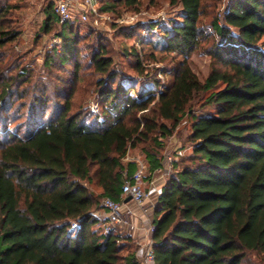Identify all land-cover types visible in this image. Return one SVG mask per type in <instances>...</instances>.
<instances>
[{
	"label": "trees",
	"instance_id": "trees-1",
	"mask_svg": "<svg viewBox=\"0 0 264 264\" xmlns=\"http://www.w3.org/2000/svg\"><path fill=\"white\" fill-rule=\"evenodd\" d=\"M206 1L168 0L175 18L131 25L156 33L155 45L165 50L208 55L203 79L184 61L170 84L161 83L144 73L143 55L134 49L139 77L154 86L134 94L100 46L90 60L103 75L96 112L72 111L73 86L51 108L41 82L31 116L15 129L8 125L13 104L30 76L24 67L5 73L3 50L19 33L7 17L13 6H0V264H140L130 236L103 232L100 198L121 201V186L136 167L124 162L127 150L154 134L169 136L185 114L193 119L190 152L176 157L157 197L154 264H251L250 254L264 263V0H226L207 26ZM120 4L138 8L141 0H115L108 8ZM45 14V31L60 24L58 60L73 62L77 81L73 17L58 22L55 0ZM208 91L200 106L209 109L194 115L193 103ZM157 145L145 152L148 176L161 159Z\"/></svg>",
	"mask_w": 264,
	"mask_h": 264
},
{
	"label": "rangeland",
	"instance_id": "rangeland-1",
	"mask_svg": "<svg viewBox=\"0 0 264 264\" xmlns=\"http://www.w3.org/2000/svg\"><path fill=\"white\" fill-rule=\"evenodd\" d=\"M114 1L95 0L97 14H89L88 20L85 21H81L78 14L74 13L71 21H73L74 37L79 51V78L74 81L73 62L61 65L58 60V53L63 50L64 43L58 36L60 24H52L48 31L43 28L46 17L45 7L48 4L53 6L54 0H0V6H13L7 17L10 26L19 33L15 41L3 50L2 61L6 66L5 73L15 74L24 67L30 76V82L23 85L24 96L16 99L13 104L14 111L11 117L14 120L12 124L8 123L11 129L21 128L25 125L26 119L31 116L34 109L30 106V102L37 95L35 87L41 82L47 84L48 105L51 108L56 102H60L59 92H63L64 87L73 86L72 111L96 112L98 109L96 81L103 75L94 69L90 60L92 54L98 51L100 46L107 55L112 57L113 68L118 73L116 78L118 79L119 75L126 77L123 80L124 84L132 86L131 93L134 94L141 89L154 88L149 79L139 77L135 67V57L132 55L134 49L143 55V63L147 66L144 73H148L153 78L157 77L161 83L170 84L174 70L184 61L189 64L198 78L203 79L207 75L210 57L204 52L195 51L185 55L165 50L160 45H155L156 33H148L146 29L140 27H131L137 20L175 18L176 9L168 4V0H141L138 8L124 7L121 4L115 8H108ZM225 2L226 0H220L215 4L214 1L207 0L202 23L209 25L213 14L221 10ZM63 35L67 36L65 30ZM261 47L264 48V37L261 39ZM48 59L52 63H47ZM158 89H161V86ZM209 92L201 94V99L193 103L194 115L204 109H209V107L201 108L200 106ZM192 120V116L185 114L169 136L162 138L154 134L153 139L142 142L135 148H129L124 162L134 161L136 163L138 160H143L147 165L145 152L157 149V144L163 147L162 155L167 149L175 156L181 155L178 151L189 154L188 135ZM149 178L147 170L145 180ZM90 188L95 193L101 192V189L94 184H91ZM102 199L103 197L100 198V205ZM101 212L102 214L105 212L103 207ZM248 261L251 264H264L254 254L248 256Z\"/></svg>",
	"mask_w": 264,
	"mask_h": 264
},
{
	"label": "built area",
	"instance_id": "built-area-1",
	"mask_svg": "<svg viewBox=\"0 0 264 264\" xmlns=\"http://www.w3.org/2000/svg\"><path fill=\"white\" fill-rule=\"evenodd\" d=\"M94 1L95 0H55V12L61 23L70 20L74 16V13H77L80 19L85 21L88 19V14H97ZM178 153L183 154L180 151H178ZM176 157L177 156L168 149L165 150L161 156L160 164L156 168L158 173L157 177L150 178L148 181L145 180L147 165L143 160H138L135 170L121 186L123 196H128L130 200L137 205L143 204V202L150 197H158L167 177L173 171ZM101 205L105 211L103 214L105 220L101 225L103 232L116 234L126 233L129 235L133 228L130 219V209L121 201L113 200L107 196L103 197ZM153 229L154 226L151 221L147 227L150 239L147 243L137 248L136 257L140 264H154V248L152 245ZM122 230H124V233Z\"/></svg>",
	"mask_w": 264,
	"mask_h": 264
},
{
	"label": "crops",
	"instance_id": "crops-1",
	"mask_svg": "<svg viewBox=\"0 0 264 264\" xmlns=\"http://www.w3.org/2000/svg\"><path fill=\"white\" fill-rule=\"evenodd\" d=\"M157 175L158 173L155 169L150 175V178H155ZM121 202L131 211L130 219L133 228L131 229L129 235L126 233H124V235H128L132 238V242L134 243V251L136 254L138 246L147 243L150 239V235L147 232V227L153 219V212L157 203V197H150L146 199L141 205H137L131 201L128 196H123ZM123 231L124 230H122V232Z\"/></svg>",
	"mask_w": 264,
	"mask_h": 264
}]
</instances>
